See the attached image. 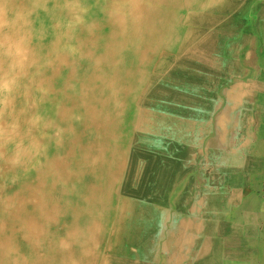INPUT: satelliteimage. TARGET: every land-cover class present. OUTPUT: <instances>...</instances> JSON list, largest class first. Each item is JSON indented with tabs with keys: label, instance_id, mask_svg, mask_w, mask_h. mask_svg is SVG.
I'll return each instance as SVG.
<instances>
[{
	"label": "bare ground",
	"instance_id": "obj_1",
	"mask_svg": "<svg viewBox=\"0 0 264 264\" xmlns=\"http://www.w3.org/2000/svg\"><path fill=\"white\" fill-rule=\"evenodd\" d=\"M252 1L0 0V264H215L183 235L197 176L170 222L167 196L215 166L196 142Z\"/></svg>",
	"mask_w": 264,
	"mask_h": 264
},
{
	"label": "crops",
	"instance_id": "obj_2",
	"mask_svg": "<svg viewBox=\"0 0 264 264\" xmlns=\"http://www.w3.org/2000/svg\"><path fill=\"white\" fill-rule=\"evenodd\" d=\"M256 37L260 44L256 67L245 72L241 89L216 95L196 142L194 159H208L215 166L197 170L208 178L194 182L189 201L195 205V228L186 222L183 235L199 242V252L210 241L215 264H264V29Z\"/></svg>",
	"mask_w": 264,
	"mask_h": 264
},
{
	"label": "rangeland",
	"instance_id": "obj_3",
	"mask_svg": "<svg viewBox=\"0 0 264 264\" xmlns=\"http://www.w3.org/2000/svg\"><path fill=\"white\" fill-rule=\"evenodd\" d=\"M241 14H242V12L240 11V12H237L235 15H241ZM243 14H245V18L246 19H244L243 23L241 22V20L238 21L239 23L237 25V31L239 30V37L240 36L242 37L243 35H247L250 38L251 44H250V48L247 50V53L249 55L251 54L250 56H251L252 60H251V62H244L242 58H239V62L243 64V72H242L241 76L239 78L231 77V78L225 80L224 82L220 83L214 89V90H216V94L222 92V90H224V89L232 87L233 85H235L237 83L239 85H241L240 84L241 83V78L244 76L245 72H247L251 67L255 68L256 65H257L256 48H258V46H260V44L258 42V37H256V32H255V30L253 28H254V25L256 24L255 22L259 19V15L260 14H262V16L264 15V0H254V1H252L248 5V7L245 8V11L243 12ZM237 34L234 33V35H237ZM234 39H235V37H234ZM251 52H253L254 54L251 53ZM219 99H224V98H219ZM219 104L223 105L224 102H221ZM197 162H198V160H197ZM194 174H197L196 170H194L193 172L187 173L179 181V183H176V184L172 185V187L170 188V191H169L168 196H167V211H168V214L170 215V217L168 216V221L169 222H170L169 219L170 218L172 219V214L176 211V207L174 206V201H175V198H176V196L178 194V191L182 190V188H183V186H181V185H183V182L185 183V181L188 178H191V177L194 178V176H193ZM206 178H208V177L207 176H203L202 177L201 175L197 176V179L199 181L202 180V179H206ZM174 188H176V189L174 190Z\"/></svg>",
	"mask_w": 264,
	"mask_h": 264
}]
</instances>
